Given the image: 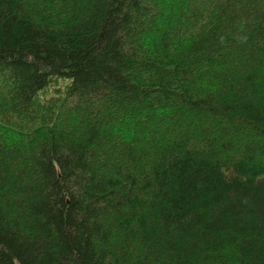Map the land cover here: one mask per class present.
<instances>
[{
  "label": "trees",
  "instance_id": "1",
  "mask_svg": "<svg viewBox=\"0 0 264 264\" xmlns=\"http://www.w3.org/2000/svg\"><path fill=\"white\" fill-rule=\"evenodd\" d=\"M0 264H264V0H0Z\"/></svg>",
  "mask_w": 264,
  "mask_h": 264
},
{
  "label": "rangeland",
  "instance_id": "2",
  "mask_svg": "<svg viewBox=\"0 0 264 264\" xmlns=\"http://www.w3.org/2000/svg\"><path fill=\"white\" fill-rule=\"evenodd\" d=\"M49 91H50V90H49ZM49 91H48V92H49Z\"/></svg>",
  "mask_w": 264,
  "mask_h": 264
}]
</instances>
